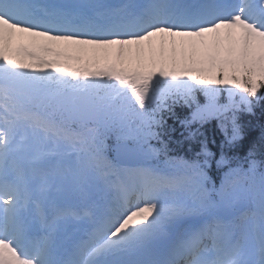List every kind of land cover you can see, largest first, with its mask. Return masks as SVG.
<instances>
[{"label":"snow or ice","instance_id":"1","mask_svg":"<svg viewBox=\"0 0 264 264\" xmlns=\"http://www.w3.org/2000/svg\"><path fill=\"white\" fill-rule=\"evenodd\" d=\"M125 9L74 22L64 12L0 0V264H129L122 257L131 252L158 257L140 264H264V165L251 151L243 162L222 152L216 166L227 170L216 187L206 143L196 159L169 158L158 131L164 124L158 113L170 110L168 101L195 102L197 91L207 102L185 126L241 105L251 111L254 100L264 99V0ZM25 37L27 44L13 47ZM55 42L77 47L70 53L51 47ZM222 89L239 103L217 105ZM81 112L102 124L104 134L74 127ZM221 130L226 145L241 139L235 115L230 129L222 123ZM108 135L118 152L127 151L124 141L137 145L136 162L122 169L126 178L105 154ZM153 140L163 147H153ZM62 146L78 162L83 153L106 182L116 176L109 184L115 196L102 212L86 204L54 206L49 223L24 170L10 173L6 165L13 151L44 159ZM161 153L163 168L151 163ZM177 169L184 174L177 176ZM185 182L193 186V206L166 203V191ZM22 202L25 208L33 203L48 227L68 218H87L90 227L69 239L64 259H53L49 238L35 236L31 219L22 216Z\"/></svg>","mask_w":264,"mask_h":264},{"label":"trees","instance_id":"2","mask_svg":"<svg viewBox=\"0 0 264 264\" xmlns=\"http://www.w3.org/2000/svg\"><path fill=\"white\" fill-rule=\"evenodd\" d=\"M194 95H195V102L190 101L189 104H185L183 101L173 103L171 100H169L168 103L171 106L170 110H163L158 113L160 115V118H162L164 121L163 125L166 127L175 125L180 119L186 118V115H189L190 113L189 110L191 109V107H193L196 102L201 101V99L204 98V94L199 91H197ZM258 114H261L264 117V105L261 106L260 108L255 107L254 110L252 109V113H250L249 115H243L244 123L246 126L245 134H244L245 137L243 140L244 145H248L250 141H255L256 138L258 137V132L261 129V126L258 127V120H259V118L257 117ZM261 122L262 121H259V124ZM211 127L212 124L210 126V130L208 129V126H206L205 128L203 127L199 130V134L202 136H204V133L205 134L211 133L212 136H208L206 138V143L208 142V140L215 141L216 139H219V136H213L214 134ZM213 148L216 149L215 146Z\"/></svg>","mask_w":264,"mask_h":264},{"label":"bare ground","instance_id":"3","mask_svg":"<svg viewBox=\"0 0 264 264\" xmlns=\"http://www.w3.org/2000/svg\"><path fill=\"white\" fill-rule=\"evenodd\" d=\"M98 1H99V3L97 4ZM136 1L137 0H117L115 2V7H119L120 5H122V6H124V5L125 6L126 5H136L138 3V2L136 3ZM194 1L193 2L197 3V5H201V4H205V3L209 2V0H194ZM46 2H49V1H46ZM105 2H106V0H95V1H92L90 3H87V5L83 4L84 8L87 10V12H84L83 15L90 17V18L91 17L95 18L97 16V13L102 12L101 9H99V10L97 9L98 6L99 7H101V6L103 7V5L106 6ZM145 2H146V0L145 1L142 0V4H145ZM212 2H214V0H212ZM236 2L238 3L239 0H236ZM139 3H140V1H139ZM29 4H32V3H29ZM32 5H35V4H32ZM37 6H39V5H37ZM39 7L43 10H45V8H46L44 6H39ZM104 9H106V8H104ZM129 11H133V9H131V10L129 9ZM49 12H64V13L68 14L69 18H76V19H78L81 16V14L76 12V11H73V12H71V11H60L56 7H51ZM42 14L43 13L41 12V15ZM36 39H37V42H39L38 38H36Z\"/></svg>","mask_w":264,"mask_h":264},{"label":"rangeland","instance_id":"4","mask_svg":"<svg viewBox=\"0 0 264 264\" xmlns=\"http://www.w3.org/2000/svg\"><path fill=\"white\" fill-rule=\"evenodd\" d=\"M77 46H74V45H71V44H69V48L68 47H66L67 49H68V51L70 52V53H72L73 51H74V49L76 48ZM65 48V47H64ZM84 48L87 50L88 48H89V46H84ZM82 63H83V61H82ZM71 65H72V63H71ZM72 67H75V65H73ZM85 130H87V129H85ZM84 130V132H86ZM212 185H208V187H211ZM214 198V197H213ZM215 199V198H214Z\"/></svg>","mask_w":264,"mask_h":264}]
</instances>
